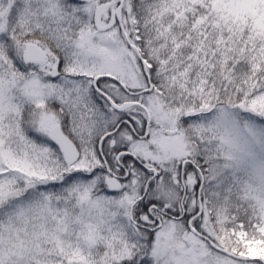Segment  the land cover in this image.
<instances>
[{
	"label": "snow or ice",
	"instance_id": "6c2138e0",
	"mask_svg": "<svg viewBox=\"0 0 264 264\" xmlns=\"http://www.w3.org/2000/svg\"><path fill=\"white\" fill-rule=\"evenodd\" d=\"M0 264H264V0H0Z\"/></svg>",
	"mask_w": 264,
	"mask_h": 264
}]
</instances>
